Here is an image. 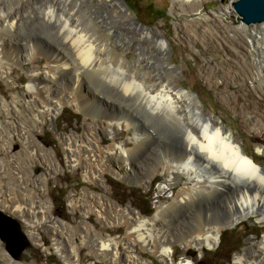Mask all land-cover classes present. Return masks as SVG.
<instances>
[{"label":"rangeland","instance_id":"374dc122","mask_svg":"<svg viewBox=\"0 0 264 264\" xmlns=\"http://www.w3.org/2000/svg\"><path fill=\"white\" fill-rule=\"evenodd\" d=\"M37 1L0 0V39L18 40L23 46L32 34L40 33L67 49L64 34L57 33L61 25L59 17L46 19L44 7L36 5ZM78 1L96 24V29L89 28L90 34L97 33L101 45H108L111 60L116 65L125 63L129 74L132 71H148L151 79L155 74H161L170 80L172 86L191 93L203 112L217 117L219 124L233 133L245 154L264 169V43L259 48H253L255 37H261L259 26L264 23L259 26L242 23L233 9V3L238 0H208L206 3L199 0L200 3H196L200 5L191 13L187 7L184 11H177L174 0H116L118 12L123 10V15L130 16L145 27L159 30L165 37L169 45L166 58L148 60L140 56L141 51L133 43L125 40L121 30L123 28L132 33V23H125L123 15L112 18L115 15L110 3L106 4L105 0ZM76 13L83 27H87L84 13ZM14 18L18 24L9 32L7 21ZM185 21H199L207 28L206 24L213 22L221 28L199 31L192 36L181 29ZM33 22L39 25H31ZM210 25L213 27L212 23ZM224 26H230V29ZM136 38L140 40L138 36ZM32 70L46 75L48 69L44 56L0 67V206L3 211L18 216L34 244L28 255L18 260L0 250V264H129L128 252L142 261L146 260L147 264H166L141 244L131 243V249L127 248L131 226L112 221L117 210L131 207L144 217L152 218L158 212V206L167 208L168 212L156 225L154 234L158 238L167 229L172 228L174 233L176 223L186 215H191V224L196 228L208 227L209 221L213 220L212 215L221 214V209L213 201L200 203L194 208H171L181 190L191 184L186 182L185 176H181L179 181L173 182L172 190L160 193L159 186L166 182L167 176L152 172L153 167L163 166L170 158L177 163L182 149L171 145L172 133L167 126L163 127L167 131L155 130L152 126H159L161 121L150 119L141 111L139 118L143 127L140 126V131H137L140 136L137 141L143 145L142 154L136 153L134 128L120 130L116 136V143L122 142L135 153L131 157L135 166L130 165L131 169L126 170L128 176L123 178L109 170L102 176L103 186L87 182L83 175V162L82 166H74L69 161L61 137L80 133L86 138L85 133L92 125L96 138L107 149L114 142L106 124L65 103L56 117L45 116L39 108V98L28 89ZM19 117L29 120L35 127L26 130L15 127ZM209 179V175L204 174L205 183L202 182L201 186L215 188L210 181L217 179ZM227 183L231 182L228 180ZM87 189L95 196L101 195L102 202H97L90 195L88 197L84 193ZM218 189L220 196L217 201L225 198V202L226 199L231 202L236 198L234 192L230 193L222 186ZM194 193L191 196L195 201ZM16 206L22 207L25 216L21 217L12 210ZM41 215L48 216L51 230L56 225L53 233L44 224L36 223ZM263 236L264 222L258 221L257 216H248L223 229L215 248L185 250L180 243H171L172 259L174 264H179L183 258L192 264H230L246 249L256 247ZM108 240L117 246L115 259L112 257L113 250L102 249V243Z\"/></svg>","mask_w":264,"mask_h":264},{"label":"bare ground","instance_id":"6f19581e","mask_svg":"<svg viewBox=\"0 0 264 264\" xmlns=\"http://www.w3.org/2000/svg\"><path fill=\"white\" fill-rule=\"evenodd\" d=\"M207 1L200 0L203 3ZM104 2L110 3L113 7L111 11L115 16L112 18L124 14L123 10L117 11L116 0H105ZM196 2L199 0H174L177 11H184V7H187L190 13L200 5V2ZM35 4L44 7L46 19L52 20L59 17L61 25L57 33L58 35L64 34V43L68 48H63L56 42L55 44L50 37L45 38L40 33L32 34L23 46L18 40L3 38L0 39V67L3 68L4 65L10 64L18 65L24 60L33 61L38 55L44 56L48 69L46 75L42 76L32 70L28 87L29 91L39 98V108L44 115L48 118L56 117L65 103L92 119L103 120L114 142L107 149H104L102 141L100 143L96 138L97 135L92 125H89V129L85 133L86 138L80 133L61 137L69 161L74 166H82L83 162L85 180L97 186H103L102 176L109 170H113L123 178L128 176L126 170L131 169L130 165H134L131 157L135 153L122 142L116 143V136L120 130L134 128L136 130L134 140L137 144L136 153L141 155L143 145L138 144L140 136L137 135L140 126L143 127V122L140 121L141 117L139 118L141 111L150 119L161 121L160 127L152 126L155 127V130H165L166 128L163 129V127L167 126L172 133L171 137L174 136L171 138L166 134L168 138L170 137L171 145L182 149L177 163L170 158L163 163V166L153 167L152 172V174L160 172L167 176L166 182L159 186L160 193L172 190L173 182L179 181L181 176H185L186 182L191 184L181 190L180 195L174 199L171 208L174 210H181L187 206L194 208L200 203L213 201L216 202V207L221 209V214L212 215L213 220L209 221L208 227L193 228L194 224H191L193 220L190 221L191 215H186L176 223L177 227L174 233L171 232L172 228L167 229L159 238L154 232L157 230L158 222H161L168 212L167 208L158 206V212L152 218L144 217L131 207L117 210L118 213L116 212L112 221L131 226L128 249H131V243L141 244L144 249L156 254L162 262L174 264L170 246L173 242L180 243L185 250L195 248L202 251L203 248H215L223 229L234 226L248 216H257L258 221L264 222V169L258 167L253 159L245 154L241 144L236 143L233 133L225 129L221 123L219 124L217 117L205 114L191 93L172 86L170 80L161 74H155L151 79L148 71L142 73L132 71L129 74L125 63L116 65L111 60L108 45H101L97 33L90 34L89 28L96 29V24L78 0H38ZM56 4L59 6L56 7ZM78 11L84 13L87 27H83L82 21L76 13ZM123 19L125 23H132L133 32L127 33L122 28L121 33L125 35V40L128 43H133L141 51L140 56L146 57L148 60H153L155 57L160 60L166 58L169 45L159 30L145 27L127 15H123ZM210 23L213 24V27L209 26ZM263 23L247 26H259ZM15 24H18L15 18L12 21H7L9 32L13 31ZM31 25L39 24L33 22ZM206 25L210 30L199 21L186 22L181 29L193 36L199 31H215L221 28L216 26L218 24L214 25L213 22ZM260 27L261 37H255L253 45L255 49L264 43V25ZM224 28L230 29V26H224ZM12 36L14 37V35ZM139 63L140 61L137 62V64ZM138 70L140 69L138 68ZM149 78L150 81H148ZM3 104L5 108L6 105ZM0 124L2 123L0 122ZM14 126L24 128V130L35 127L29 120H24L22 117H19ZM119 167H121L120 170H118ZM204 174H208L212 180L217 179L214 182L210 181V183H214L215 188L201 186L202 182L205 183ZM221 178L224 180L219 181ZM228 180L231 182L230 184L227 183ZM219 186L230 193L234 192L236 198L231 202H228L227 199L225 202V198L220 199V203H218L219 201L216 199L220 196ZM84 193L88 194V197L90 195L95 198L97 202H102L101 195L95 196L88 189ZM193 193L196 195L195 199L197 198L195 201L193 195L191 196ZM207 194L210 197H206ZM12 210L21 217L25 216L26 212L23 213L21 206H16ZM86 213L89 214L88 209ZM100 216L102 215L100 214ZM39 220L37 222L35 220V222L44 224L45 228L53 233L56 225L54 224L51 230L47 215H41ZM87 230L89 234V228ZM114 244L111 240L103 242L102 249L113 250L112 257L115 259L118 253L117 246ZM257 249L262 254L258 253ZM57 250L62 254L61 249ZM127 260L129 264H147L146 260H140L132 252H128ZM179 264H192V262L183 258ZM230 264H264V236L256 244V247L246 249L243 254L237 255Z\"/></svg>","mask_w":264,"mask_h":264},{"label":"water","instance_id":"95a60500","mask_svg":"<svg viewBox=\"0 0 264 264\" xmlns=\"http://www.w3.org/2000/svg\"><path fill=\"white\" fill-rule=\"evenodd\" d=\"M233 9L241 22L246 25L264 22V0H238L233 3ZM0 239L5 243L8 254L12 256L14 252L18 253L17 257L12 256L13 259L18 260L19 253L27 245L25 237L21 233L17 221L1 212Z\"/></svg>","mask_w":264,"mask_h":264},{"label":"flooded vegetation","instance_id":"af4514ba","mask_svg":"<svg viewBox=\"0 0 264 264\" xmlns=\"http://www.w3.org/2000/svg\"><path fill=\"white\" fill-rule=\"evenodd\" d=\"M1 208L2 207L0 206V212L2 214H4V215H6V216H8V217H10V218H12V219L17 221V223L19 224V227H20V231L23 234V236L25 237L27 245H25L23 250L19 253V255H20L19 259H21V258H23V256L28 255V252H30V250L32 249L34 244L29 240L28 235H27L26 231L23 229L22 223L20 222L19 218L17 216H15V215L10 214V212L3 211ZM0 250H2V251L4 250V252H6V254H8L7 251H6L5 243L1 239H0ZM17 254H18L17 252H14L12 254V256L13 257H17ZM8 255L10 257H12L10 254H8Z\"/></svg>","mask_w":264,"mask_h":264},{"label":"built area","instance_id":"2783aa9c","mask_svg":"<svg viewBox=\"0 0 264 264\" xmlns=\"http://www.w3.org/2000/svg\"><path fill=\"white\" fill-rule=\"evenodd\" d=\"M18 217V216H17ZM65 257V256H64ZM64 257H63V259H64ZM61 258V257H60Z\"/></svg>","mask_w":264,"mask_h":264}]
</instances>
